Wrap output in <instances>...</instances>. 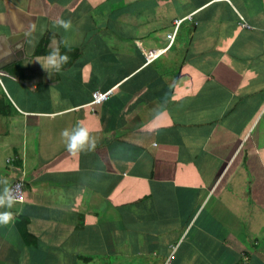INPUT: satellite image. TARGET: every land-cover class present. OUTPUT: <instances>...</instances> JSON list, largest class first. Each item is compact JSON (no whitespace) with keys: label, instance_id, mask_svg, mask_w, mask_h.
Segmentation results:
<instances>
[{"label":"crops","instance_id":"crops-1","mask_svg":"<svg viewBox=\"0 0 264 264\" xmlns=\"http://www.w3.org/2000/svg\"><path fill=\"white\" fill-rule=\"evenodd\" d=\"M0 80V264H264V0H0Z\"/></svg>","mask_w":264,"mask_h":264},{"label":"clouds","instance_id":"clouds-1","mask_svg":"<svg viewBox=\"0 0 264 264\" xmlns=\"http://www.w3.org/2000/svg\"><path fill=\"white\" fill-rule=\"evenodd\" d=\"M59 22L67 26L65 21L61 20ZM38 59L41 61L43 67L51 73L59 71L68 61L69 56L63 53L60 48L54 47L48 53L38 57ZM63 136L66 138V144L69 150H91L97 142L98 130L97 134L93 135L90 134V129L77 123L71 130L65 129ZM0 182L4 183V188L0 191V208H3V210H0V223L6 224L13 220L14 213L10 209L18 199V196L15 189L6 180Z\"/></svg>","mask_w":264,"mask_h":264},{"label":"built area","instance_id":"built-area-1","mask_svg":"<svg viewBox=\"0 0 264 264\" xmlns=\"http://www.w3.org/2000/svg\"><path fill=\"white\" fill-rule=\"evenodd\" d=\"M188 17H190V16H188ZM182 20H183V18L174 20V22H173L174 28H173V32L171 33L170 39H172V37L175 35V32H176V30H177V28H178V26ZM242 25H246V24L243 23ZM158 54H159V50L152 51V52L146 54V59L148 61L152 60ZM1 85H2V82L0 80V86ZM111 92H112V88H109L107 90H99V89L92 90L91 91V99L89 102V105L91 106V110H94L93 106L105 101L109 97ZM10 185L15 189L17 196H18V199L15 202H22L24 199V195H23L24 182H23V179H16Z\"/></svg>","mask_w":264,"mask_h":264}]
</instances>
